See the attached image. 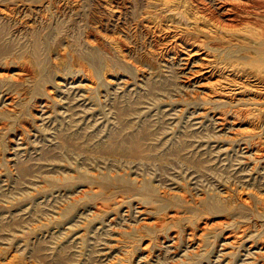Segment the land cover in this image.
Segmentation results:
<instances>
[{"label": "rangeland", "instance_id": "374dc122", "mask_svg": "<svg viewBox=\"0 0 264 264\" xmlns=\"http://www.w3.org/2000/svg\"><path fill=\"white\" fill-rule=\"evenodd\" d=\"M94 6L93 3L86 4L81 9L84 17L82 22L79 21L81 37L87 29L92 28L93 23L89 20V12L93 9L97 10ZM56 37L53 34H48L47 38L44 37L47 45L45 47L47 58L51 62H60L63 65L62 69L64 68L63 73L71 76L72 59L63 58L59 53L61 51L59 49L65 46L67 37L59 38L62 46L57 44ZM21 39L23 40H17L19 44L9 56L14 58L13 64L16 67H21L27 57L34 56L33 50L29 49L30 44L24 50V41L29 39ZM50 50L55 53L53 58L49 56ZM140 51L143 53L142 50H138L135 55L141 54ZM75 55L80 59L78 67L86 63L87 65L84 64V66L90 67L93 71L98 91L91 93L88 98L83 97L78 85L73 82L72 78H69L67 86L59 89L55 87L57 101L48 104L50 109L45 113L42 112L41 120L40 115L39 119L38 117L35 119L33 114L37 111L35 110L37 109L36 102L44 97L46 86L55 85L53 76L37 73L35 83L21 89L28 93L20 100L13 115L0 114V123L7 122L5 131L0 132V264L4 262V257L14 253V256L19 257L20 262L29 260L37 264H43V262L44 264H59L60 261V264H84L85 262V264L89 262L107 264L112 260L111 258H113L112 261L115 260L114 257L120 249L113 245V239L120 235L125 236V240L137 242L136 247L139 248L138 234L140 231L141 234L144 232L139 228L138 213L129 210L124 211L125 213L121 216L117 205L112 207L109 213L101 216L102 218L92 220L90 208L93 202L83 203V201L76 200L75 195L78 188L93 183L91 175L95 172L99 174L98 181H101L102 177H104L103 182L108 181L107 185L105 183H100V185L114 196L136 194L138 197H150L142 191L134 190L130 184L131 176L139 178L142 176V185L146 182H153L151 185L159 188L157 192L161 189L170 192L184 191L182 193L185 194L187 192L189 199L203 194L207 196V199L217 198L227 189L236 197L237 190L242 191L244 187L246 188L244 190L252 189L251 192L255 190L254 194H264V168H259L255 160L249 157L246 146L239 144L236 140L226 138L227 131L216 127L211 114L208 115L210 112L200 110L203 102L193 95V88L183 86L185 79L176 76V66L170 67L169 64L156 58H152L151 61L143 60L149 71H147L148 76L143 78L132 65L121 66L113 62L112 69L121 71L128 78L127 83L115 86L116 90L102 78L103 58L95 61L90 55L81 51H76ZM16 91L17 89H13L11 84L0 82V107L6 99L7 92ZM69 104L74 110L73 113L75 112L71 116L66 113V108L70 107L67 106ZM24 122L27 125H24ZM23 125L29 129L27 130ZM20 130H24V143H19L21 142ZM14 132H17L19 137L10 141L9 137ZM133 138L140 140L146 154L150 153L152 157L164 158L163 166L159 165V167L158 164L155 166L152 163L133 166L130 158L125 156L130 152ZM10 153H15L16 157V162L12 163L13 171L8 166L6 157ZM193 192L197 193L194 195ZM177 204L175 200L167 198L157 205L164 213L169 206ZM147 205L149 209H152L151 203ZM232 207L230 217L233 224L236 222V225L237 223L242 225L249 221L248 225L253 224L251 229L256 230L258 235L264 234V209L256 212L253 209L235 211L234 204ZM204 211H207L204 206H195L187 214L195 217ZM114 215L117 220L107 225ZM106 218L107 221H105ZM126 226L130 230L127 229V231ZM82 232L83 237L77 240V235ZM210 234L206 235L200 254L183 255L185 246L180 241L175 253L170 250L166 253L167 255H164L163 261L159 259L158 263H152L150 260L142 259L140 262L143 263L138 262V264H257L260 262L254 254L240 252L243 241L239 242L237 253L223 257L220 253V246L217 251L221 236L215 231ZM167 240L168 238L163 239L165 244Z\"/></svg>", "mask_w": 264, "mask_h": 264}, {"label": "bare ground", "instance_id": "6f19581e", "mask_svg": "<svg viewBox=\"0 0 264 264\" xmlns=\"http://www.w3.org/2000/svg\"><path fill=\"white\" fill-rule=\"evenodd\" d=\"M91 3L97 8V10L93 9L89 12V20L93 23L92 28L87 29V32L81 37L79 21L82 22L84 19L81 9ZM96 12L98 13L96 14ZM48 34L57 36L59 46L61 45L59 38L67 37L66 44L63 49H59L61 50L59 53L63 58L72 59L71 76L63 73L64 68L62 69L63 65L60 62H51L47 58L48 54L46 55L45 49L47 45L44 42V37L47 38ZM20 38L29 39V42L24 41V50L30 44L29 49L33 50L34 56L25 58L26 60L22 61L23 65L16 67L13 64L14 58L9 56L16 50L19 44L17 40H23ZM138 50H142L143 53L140 51L141 54L135 55ZM76 51L90 55L95 61L103 58L102 78L111 85V88L128 82L125 74L117 69H112L113 62L121 66L132 65L139 76L143 78L148 76L149 72L143 60L151 61L152 58H156L169 64L170 67L176 66V76L185 79L183 86L193 88L194 94H192L203 102L200 110L210 112L208 115L211 114L216 127L227 131L226 138L236 140L239 144L246 146L250 155L248 156L255 160L259 168H264V0H0V82L9 83L13 89H17L16 92H7V95H4L6 99L0 107V114L13 115L21 102L20 100L28 93L21 89L33 83L37 73L53 76L55 85L46 86L44 97L39 101L36 100L37 109L35 110L37 111H32L35 119L40 115L41 120V115L50 109L48 104L57 101L56 89L64 87L69 78H72L73 82L78 85L83 97L88 98L91 93L98 91L96 90L95 75L91 68L84 66V64L87 65L86 63L83 65L81 63L80 67L77 66L80 64V59L75 55ZM54 54L52 50L49 51L51 58L54 57ZM61 92L63 91L61 90ZM67 106L70 107L66 108V113L70 116L73 115L75 112L73 113L71 104ZM119 119L121 123L120 116ZM6 125L7 122L0 123V132L5 131ZM19 134L21 135L19 143H24V130H20ZM17 135L18 133L14 132L9 137L10 141L19 137ZM11 148L13 149V147ZM143 148L140 140L133 138L130 152L125 155L130 158L133 166L145 163L163 166L164 158L152 157L150 153L146 154ZM6 157L8 166L12 169V163L16 162L15 153H10ZM188 169L190 170V168ZM91 177L93 183L78 188L75 198L83 203L93 202L90 208L92 220L103 217L109 213L112 207L118 205L117 210L121 216L125 213L124 211L129 210H134L139 214V228L144 232L141 234L140 231L138 234L139 248L136 247L137 242L134 240H125V236L116 237V234V238H112L113 245L120 249L114 257L115 260L112 261L113 258H111L112 260L107 264H138L142 259L156 263L159 259L162 260L170 250L175 253L180 241L185 246L183 255L194 256L201 253L206 235L212 231L221 236L217 251L220 246V253L223 257L230 256L236 250L239 251V242L243 241L244 244L240 252L254 254L261 263H264V234L258 235L256 230L251 229L253 224L248 225L249 221L247 224L241 223L242 225H238V223L236 225L235 222L234 225L230 217L233 204L235 211L253 209L256 212L264 209V194H254L255 190L253 193L252 189L248 191L244 190L246 189L244 187L242 191L237 190L236 197L227 189L217 198L207 199V196L203 194L189 199L187 192L185 194L182 193L184 191L178 192L176 189V192L163 189L157 192L159 188L151 185L153 182H146L142 185V176L141 178L131 176L130 184L134 190L148 194L150 199L143 196L138 197L136 194L114 196L100 185V183H105L102 181L104 177L102 180L100 179L103 183L98 181L99 174L97 172L93 173ZM20 178L22 179V177ZM166 187L164 188L166 189ZM167 198L175 200L178 204L169 206L167 211L162 213L161 207H158L157 204ZM148 203L152 204V209L148 208ZM195 206H204L207 211L195 217L188 215L187 213ZM87 214L85 213V215ZM115 220L117 218L114 215L107 225L113 224ZM253 223L255 224V222ZM82 237L83 232L77 235V240ZM166 238H168L167 244L163 241ZM216 239H218L217 236ZM110 250L109 252H112ZM14 254L4 257V262L2 261L1 264H37L35 261L29 260L20 262L19 257L17 258ZM183 255L181 254V256ZM60 259L65 260L66 258ZM251 260L253 259L251 258Z\"/></svg>", "mask_w": 264, "mask_h": 264}]
</instances>
